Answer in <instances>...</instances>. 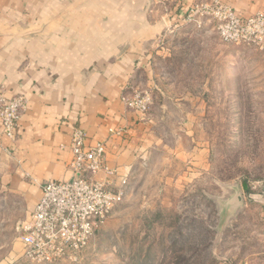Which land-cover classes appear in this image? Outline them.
<instances>
[{"label":"crops","instance_id":"1","mask_svg":"<svg viewBox=\"0 0 264 264\" xmlns=\"http://www.w3.org/2000/svg\"><path fill=\"white\" fill-rule=\"evenodd\" d=\"M199 1L205 0H0V94L27 102L14 139L0 126V154L9 164L4 189L29 207L23 221L41 184L71 178L74 129L86 134L87 147L103 143L107 165L135 182L157 146L154 122L129 111L121 97L151 84L152 66L170 38L183 32L210 38V23L201 29L185 23ZM221 1L239 16L264 13V0ZM232 48L234 70L229 88H219L218 106L242 120L264 112V55Z\"/></svg>","mask_w":264,"mask_h":264},{"label":"rangeland","instance_id":"2","mask_svg":"<svg viewBox=\"0 0 264 264\" xmlns=\"http://www.w3.org/2000/svg\"><path fill=\"white\" fill-rule=\"evenodd\" d=\"M211 31L161 45L151 84L134 88L151 97L140 117L156 149L77 261L56 264H264V112L219 109L233 46ZM8 165L0 154V264H33L17 232L30 209L4 189Z\"/></svg>","mask_w":264,"mask_h":264},{"label":"built area","instance_id":"3","mask_svg":"<svg viewBox=\"0 0 264 264\" xmlns=\"http://www.w3.org/2000/svg\"><path fill=\"white\" fill-rule=\"evenodd\" d=\"M185 23L201 29L213 25L223 45L245 46L264 55V13L244 17L221 0L199 1L192 5ZM121 100L125 107L146 115L151 106L148 93L131 89ZM27 108L23 96L0 94L1 133L14 139L18 120ZM86 134L74 129L70 136L71 178L39 186L41 195L28 219L17 227L22 257L33 264L75 262L89 247L96 232L122 203L129 179L107 165L103 143L86 146ZM99 174L102 179H97Z\"/></svg>","mask_w":264,"mask_h":264}]
</instances>
